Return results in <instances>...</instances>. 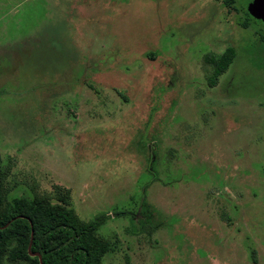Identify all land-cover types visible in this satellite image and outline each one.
Masks as SVG:
<instances>
[{
	"label": "rangeland",
	"instance_id": "obj_1",
	"mask_svg": "<svg viewBox=\"0 0 264 264\" xmlns=\"http://www.w3.org/2000/svg\"><path fill=\"white\" fill-rule=\"evenodd\" d=\"M249 1L0 0L2 188L108 214L100 264H264V21ZM227 47L210 86L205 58Z\"/></svg>",
	"mask_w": 264,
	"mask_h": 264
},
{
	"label": "trees",
	"instance_id": "obj_2",
	"mask_svg": "<svg viewBox=\"0 0 264 264\" xmlns=\"http://www.w3.org/2000/svg\"><path fill=\"white\" fill-rule=\"evenodd\" d=\"M246 13L252 16L248 10ZM233 55V48L227 47L220 54L205 58L212 66L206 79L208 85L215 84ZM141 209L144 214L143 203ZM123 213L126 212H113L116 216ZM108 217L102 213L81 220L64 196L52 201L32 194H10L2 188L0 175V264H100L102 256L112 250L110 242L97 233ZM143 223L140 229L144 228Z\"/></svg>",
	"mask_w": 264,
	"mask_h": 264
},
{
	"label": "water",
	"instance_id": "obj_3",
	"mask_svg": "<svg viewBox=\"0 0 264 264\" xmlns=\"http://www.w3.org/2000/svg\"><path fill=\"white\" fill-rule=\"evenodd\" d=\"M247 10L253 17L264 21V0H250Z\"/></svg>",
	"mask_w": 264,
	"mask_h": 264
}]
</instances>
